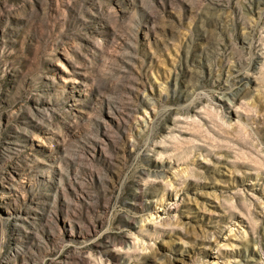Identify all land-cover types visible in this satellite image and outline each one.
Returning a JSON list of instances; mask_svg holds the SVG:
<instances>
[{
    "label": "rangeland",
    "instance_id": "1",
    "mask_svg": "<svg viewBox=\"0 0 264 264\" xmlns=\"http://www.w3.org/2000/svg\"><path fill=\"white\" fill-rule=\"evenodd\" d=\"M0 264H264V0H0Z\"/></svg>",
    "mask_w": 264,
    "mask_h": 264
}]
</instances>
